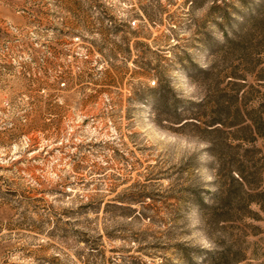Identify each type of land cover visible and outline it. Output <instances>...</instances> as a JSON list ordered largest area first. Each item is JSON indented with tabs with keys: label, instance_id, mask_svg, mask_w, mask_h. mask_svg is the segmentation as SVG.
<instances>
[{
	"label": "rangeland",
	"instance_id": "1",
	"mask_svg": "<svg viewBox=\"0 0 264 264\" xmlns=\"http://www.w3.org/2000/svg\"><path fill=\"white\" fill-rule=\"evenodd\" d=\"M0 264H264V0H0Z\"/></svg>",
	"mask_w": 264,
	"mask_h": 264
},
{
	"label": "clouds",
	"instance_id": "2",
	"mask_svg": "<svg viewBox=\"0 0 264 264\" xmlns=\"http://www.w3.org/2000/svg\"><path fill=\"white\" fill-rule=\"evenodd\" d=\"M209 145H202V147H208ZM207 240H205V244L207 245Z\"/></svg>",
	"mask_w": 264,
	"mask_h": 264
}]
</instances>
